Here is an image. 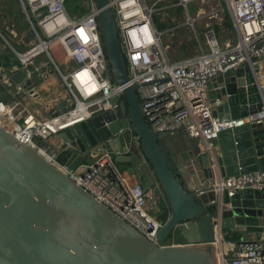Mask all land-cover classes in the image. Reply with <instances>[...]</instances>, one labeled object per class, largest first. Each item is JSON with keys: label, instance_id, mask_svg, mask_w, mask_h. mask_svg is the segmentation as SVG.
Listing matches in <instances>:
<instances>
[{"label": "water", "instance_id": "water-1", "mask_svg": "<svg viewBox=\"0 0 264 264\" xmlns=\"http://www.w3.org/2000/svg\"><path fill=\"white\" fill-rule=\"evenodd\" d=\"M94 2L112 81L124 85L126 62L109 0ZM4 52L0 47V58ZM41 72L53 76L50 68ZM24 76H13V83L20 84ZM42 82L33 72L24 87L30 90ZM252 82L247 68L208 82L212 116L239 119L259 112ZM136 89H124V108L112 98L110 109L59 132L52 144L40 142L55 154V165L0 125V264H215L212 244L217 234L225 241L241 233H264L252 220L264 209V191L244 190L228 197L212 188L218 177L264 171V137H258L264 133L258 130L262 126L246 124L222 132L218 147L213 144L207 151L183 127L153 132ZM104 152L118 173L161 204L155 218L162 223L159 246L63 173L95 164ZM241 208L249 215L242 216ZM170 239L179 244L165 245Z\"/></svg>", "mask_w": 264, "mask_h": 264}, {"label": "built area", "instance_id": "built-area-1", "mask_svg": "<svg viewBox=\"0 0 264 264\" xmlns=\"http://www.w3.org/2000/svg\"><path fill=\"white\" fill-rule=\"evenodd\" d=\"M16 1L30 42L22 53L11 48L19 66L9 70L0 63V122L9 126L5 129L46 162L55 165V154L40 142L52 144L50 140L59 132L110 109L112 98H117L124 108L123 91L132 86L137 87L145 122L153 132L172 133L183 127L207 151L222 132L246 124L264 126V0H222L236 37L233 43L224 44L220 43L215 28L208 24L203 25L199 37L195 24L205 14L199 9L197 18L192 19L186 10L189 3L203 4L208 0H178L195 34L197 51L194 56L173 63L164 52L161 33L155 28L152 10L144 0H109L126 62L124 85L112 81L94 0H77L70 10L67 4L72 0ZM222 12L218 7L216 17ZM223 20L224 17L218 19V27L223 26ZM10 34L16 38L13 32ZM0 38L7 43L1 33ZM39 57L43 60L35 64L34 60ZM67 64L75 69L65 73ZM43 67L52 70L66 95H49L51 86L45 90L40 85L30 90L24 87L33 72H38L43 82L49 80L51 76L41 72ZM239 68H247L252 75L260 111L239 119L213 117L208 82ZM21 72L25 75L22 82L14 84L12 77ZM82 73L88 79L86 85L92 87L90 92L83 90L79 80ZM37 103L44 111L54 109L49 118H41L31 110L30 105ZM60 104L64 107L60 108ZM63 173L147 241L159 246L162 223L149 215L158 209L156 201L150 193L136 194L130 189L108 153L100 154L95 164L82 170H63ZM212 188L228 197L244 190L264 191V171L225 177L215 181ZM212 246L215 264H264V233L258 240L238 241L229 258L222 234H217Z\"/></svg>", "mask_w": 264, "mask_h": 264}, {"label": "rangeland", "instance_id": "rangeland-1", "mask_svg": "<svg viewBox=\"0 0 264 264\" xmlns=\"http://www.w3.org/2000/svg\"><path fill=\"white\" fill-rule=\"evenodd\" d=\"M79 1L72 0L67 4L68 9L70 10L75 6ZM144 3L152 10V19H155L159 22L166 24L165 30L161 33V44L164 48V52L167 58L173 63L172 60L176 58H186L192 57L196 54L197 45L195 34L192 31V28L187 24V18L185 14V8H180L179 5L172 3V0H144ZM218 7H221L223 12L216 17L215 11ZM199 9H201L205 17L203 20L195 24L196 31L199 37H201L203 30V25L208 24L215 28L216 33L220 39V43L224 44L226 42L233 43L236 39L234 31L227 24L223 23L222 27H218V19H223L225 12V5L222 0H208L203 4L189 3L186 6L188 15L192 19H196L198 16ZM13 14H18L16 7H12ZM1 12V6H0ZM13 14H9L14 16ZM1 17V15H0ZM15 18V17H14ZM224 21V20H223ZM170 24V27L168 26ZM7 20L0 18V33L5 38L7 43H5L0 38V47L5 48L4 55L0 58V63L2 66L7 67L9 70L14 66H19L18 60L13 52L15 50L18 53H22L28 49V46L25 44H19V42L10 35L8 29L5 27ZM25 28V24L22 23ZM6 28V29H5ZM225 29V31H224ZM13 50H12V49ZM186 53V55H185ZM186 56V57H185ZM43 58L39 57L34 60V63L37 64L39 61H42ZM65 65V64H64ZM75 67L71 64H67L63 70L65 73H68L74 70ZM49 83L48 85H46ZM59 88L50 85V82H43L40 84L42 90H45L49 87V95L54 94H63L66 95V92L62 90L61 83H57ZM62 96V95H61ZM64 107V106H63ZM215 143V142H212ZM97 160V159H96ZM92 162V161H91ZM158 211V210H157ZM156 211V212H157ZM156 212L149 213L153 218H156L158 215ZM261 233H241L237 235L240 239L243 240H258ZM225 245L227 247L228 256L232 257L235 251V242L226 241Z\"/></svg>", "mask_w": 264, "mask_h": 264}, {"label": "crops", "instance_id": "crops-1", "mask_svg": "<svg viewBox=\"0 0 264 264\" xmlns=\"http://www.w3.org/2000/svg\"><path fill=\"white\" fill-rule=\"evenodd\" d=\"M0 6H1V12H0L1 17L0 18L4 19V20H7V24L5 25V27L7 26L6 28L8 29L9 33L13 32V34L16 35V38H14V39H16L19 42V44L27 45V43L30 42V36H29V32H28L26 23L24 21V18H23L22 14H21V12L19 10L17 1L16 0H0ZM12 7H16V9L18 11V14H16V15L13 14ZM9 14H13L14 16H11ZM22 23L25 24V28L23 27ZM22 39L24 40V43H21V42H23ZM182 59H184V58H182ZM185 59H187V58H185ZM58 81L59 80L57 79L56 76H51L49 78V80H48V82H50V85H54V86L59 88V85L57 84ZM48 84L49 83H47L46 85H48ZM30 108H31L32 111H34V113H36L41 118H49L50 115H51L50 114L51 110L49 109L48 111H44L42 106H41V104H39V103L31 104ZM258 130H264V126H262ZM258 137H264V133L258 135ZM52 141H54V138H52V140H50V142H52ZM213 144L217 145V147H218L217 142H215ZM262 144H264V141H262ZM83 168H81L79 170H82ZM122 177L126 181L127 186L130 189H132L136 194H141L142 193V190H140L137 186L133 185L134 182L129 180L127 176L122 175ZM223 178L224 177H218L216 181H218L220 179H223ZM153 199L156 201V207L158 208L157 209L158 211L156 210L157 212L156 211L155 212L157 213V215H160V213L162 211V206L154 197H153ZM260 202L264 204V199L260 200ZM239 212H240V214L242 216H248L249 215V210H247V209L241 208V209H239ZM252 220L254 222L253 223L254 226L264 227V209L263 210H257L255 215L253 216ZM226 241H232V240H231V238H226L225 242ZM238 241H240V240L234 241L235 244ZM176 244H179V243L177 241H174L173 239H170V240H168V242L165 243V245H176ZM225 247H226V245H225ZM226 249H227V247H226ZM226 256L229 258L228 252H227Z\"/></svg>", "mask_w": 264, "mask_h": 264}, {"label": "trees", "instance_id": "trees-1", "mask_svg": "<svg viewBox=\"0 0 264 264\" xmlns=\"http://www.w3.org/2000/svg\"><path fill=\"white\" fill-rule=\"evenodd\" d=\"M172 3L178 5L179 2H178V0H172ZM153 23H154V26H155V28L157 29L158 32H163V30H165V28H166V24L163 23V22H159V21L153 19ZM224 23L227 24L229 27H231L230 20H229V16H228V14L226 12H225V15H224ZM168 26L170 27V24L169 23H168ZM185 55H186V53H185ZM186 58H188V55H187ZM181 60H183V59L182 58H176V59H174L172 61L173 62H179ZM231 240L232 241H237V240H240V238L238 236H235V237L231 238Z\"/></svg>", "mask_w": 264, "mask_h": 264}, {"label": "bare ground", "instance_id": "bare-ground-1", "mask_svg": "<svg viewBox=\"0 0 264 264\" xmlns=\"http://www.w3.org/2000/svg\"><path fill=\"white\" fill-rule=\"evenodd\" d=\"M79 80L84 85V89L83 90H85V92H90L92 90V87L90 85H86L88 83V79H87L85 73H82V74L79 75ZM0 125L3 128H9V126L7 127L3 122H0Z\"/></svg>", "mask_w": 264, "mask_h": 264}]
</instances>
